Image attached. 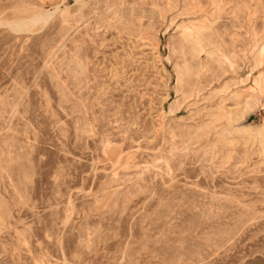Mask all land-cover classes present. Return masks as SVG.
Masks as SVG:
<instances>
[{
  "label": "rangeland",
  "instance_id": "obj_1",
  "mask_svg": "<svg viewBox=\"0 0 264 264\" xmlns=\"http://www.w3.org/2000/svg\"><path fill=\"white\" fill-rule=\"evenodd\" d=\"M0 21V264H264V0Z\"/></svg>",
  "mask_w": 264,
  "mask_h": 264
},
{
  "label": "bare ground",
  "instance_id": "obj_2",
  "mask_svg": "<svg viewBox=\"0 0 264 264\" xmlns=\"http://www.w3.org/2000/svg\"><path fill=\"white\" fill-rule=\"evenodd\" d=\"M44 15L46 16L47 14H44V13H43V16H44ZM0 22H1V21H0ZM8 25H10V26L13 27V28H17V27L19 28V24L16 23V22L9 23Z\"/></svg>",
  "mask_w": 264,
  "mask_h": 264
}]
</instances>
